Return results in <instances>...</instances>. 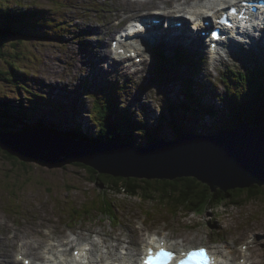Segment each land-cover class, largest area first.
Masks as SVG:
<instances>
[{
	"label": "rangeland",
	"instance_id": "374dc122",
	"mask_svg": "<svg viewBox=\"0 0 264 264\" xmlns=\"http://www.w3.org/2000/svg\"><path fill=\"white\" fill-rule=\"evenodd\" d=\"M163 1L164 3L169 2V0ZM189 1L191 0H176V2L171 0L172 4L168 5L172 6L178 2L185 4ZM7 3L12 7H16L12 8L15 10L30 7L39 9L40 13L34 12L28 14L30 19L27 23L33 24L42 36L47 34L48 38L41 41L27 40L19 43L12 38L0 40V68L13 71V74L11 73L9 76L16 78V80L10 81L0 76V104L2 101L9 99L13 112H15L18 98H23L28 107H36L35 110L30 111L29 115H23L26 117L24 121L26 123L31 121L34 124H38L35 121L40 120L44 122L43 124L47 129H49V124L45 122L46 119L56 123H66L69 126L78 120L75 115H79L84 124H86V131L95 135L98 126L90 116L93 108V99L83 85L84 81L88 82L90 76H84V69L80 66L81 60L85 59V62H87L84 56L87 57L88 55L87 58H90L91 50L86 48L81 49L82 47L77 45L81 43V38L76 35V29H82L85 34L88 33V29H95L96 33L101 34L98 36L91 35V38L95 39L92 42V46L94 47L98 44L99 47L102 46L104 49H96L93 53L94 55H101L104 51H110L109 39L114 35L116 29L119 28L116 23H111L114 14L110 13L111 10L109 9L116 8L118 10L131 11L136 5L140 7V3H122L124 4L122 5L118 0H91L89 3L90 7L86 5L87 1L85 0H8ZM164 3L161 0H157L150 3L149 6L143 7V9L153 6L158 7L164 5ZM91 7H97L98 14ZM118 15H122V13L119 12ZM99 17L104 20L103 26ZM88 23L92 26H98V28H87L84 24ZM99 26L102 27L100 28ZM56 37H59V39H55ZM70 42L72 43L71 47H69ZM93 60H97L98 62L97 65L96 62L91 61V65H93V68L95 67L94 74H96L99 67L101 68L103 64L101 63V59L93 57ZM11 63L15 64L16 67L18 66L19 71L11 68ZM181 68L187 70L186 72L183 71L184 75L192 73L193 76L182 77L179 74ZM53 70L54 74L52 73ZM87 71L92 73L93 70L88 69ZM168 72L167 77L166 75L164 77L156 76L154 80L147 83L137 77L139 84H135L132 87V91L120 93L121 95L115 98L114 104L119 114L123 112V108L127 114H132L135 118L146 121L148 128L157 138H160L162 135V137L167 139L171 138L174 134L169 127L168 118L163 112L164 107H167L171 103L176 104L178 99L180 100L182 97L186 98L184 86L189 78L198 77L200 79L205 77L204 73L197 75L195 68H191L189 64L184 65V62L178 63L172 70L168 69ZM94 74L92 78L95 79ZM111 75L116 78L115 74L111 73ZM42 76H45L43 78L44 82L52 81L48 83L52 87L51 91L48 88L39 86L37 80ZM20 79L27 89L35 92L36 96H33L29 91L24 92V90L20 89L19 84H17ZM55 81H61L59 86ZM174 82L176 84V91H173L171 88ZM141 85L145 87L141 88ZM58 87L61 88V91L55 90ZM52 93L54 96H50ZM201 93L197 92V94ZM215 93L223 95L225 94V90L222 86L217 85ZM139 94H141V97ZM166 95H169L170 98H167ZM53 98L59 101L50 102V100L53 101ZM34 99H38V101ZM203 100L207 104L209 102H216L215 97L210 92H207ZM260 100L264 102L263 97ZM216 107L221 108L224 113L227 110L223 99L221 106L216 102ZM45 111H52L54 114H46ZM159 115H161L160 120ZM176 115L174 116L175 118ZM218 115L222 116L220 113ZM40 116H42L41 118L44 121L41 120ZM184 118L183 124L179 121V124L175 123L173 125L174 130L183 128V125L189 130L197 129L198 124L204 126L208 123L214 128V133H221L223 132L221 130L226 127H233L236 123L235 118L232 116H228L221 126H218L217 122H214L212 119L200 121L199 119H195L191 114H188ZM4 124L21 128L13 118H8ZM24 127L25 124H23ZM201 132L207 133L205 131ZM135 139L139 145L146 140L143 134L135 135ZM1 149L0 206H3L0 208V233L3 232L4 227L16 231L17 228L14 224L20 220L23 221L21 224L24 225V229L29 227L25 223L26 221H35L33 223L34 232L31 233L33 235L30 234L32 237L30 235L29 239L26 235L25 237H20L22 239H20L17 248L13 249L9 247L4 251V254L8 256L5 257V264H22L19 262L21 260L17 259V256L22 254L30 256V254L25 253L23 245L31 243L32 238L40 239V241L34 242L36 244L48 241L47 237L51 234L61 237L65 234V232L60 233L63 226L66 225L65 222L71 223V221L73 224H76V228L70 230L83 232L85 236L91 233L89 232L91 230L93 231L91 233L93 235L90 234V240L98 239V233L108 237L112 241L114 240L113 236L117 235L116 241L118 245L126 240L127 242L129 240L130 242L133 241V237L129 239L125 234L132 235L131 231H134L136 232L135 235L139 236V250L143 239H147L154 232L167 233L171 237L180 238L179 241L184 240L188 245L203 244L204 240H227L228 245L236 249H238L239 244H243L246 241L243 237L251 232H258L253 235L264 236L263 233H260L264 232V206L260 199L254 200L241 208H223L222 205H219L217 208H213V210L207 208L204 213L198 214L180 211L174 205L172 206V212H170L166 208L168 203L165 201L154 205L153 203L139 202L137 199L127 197L124 194H118L112 196L113 204L116 211L122 213L125 223L120 221L118 225H113L109 218H105L99 214L98 211H101L100 207V210L97 207L98 211L94 207L101 199H95L97 189L89 181L88 174L85 170L81 169L80 165L73 164L74 162L71 161L57 165L31 162L28 167L22 165H14L13 167L10 162L15 159H8L6 151ZM17 155L19 156V154ZM28 160L30 162V159ZM4 184L13 188L14 192L18 194L17 200L23 202L20 214L7 210V205L11 206L16 201L10 194L11 190ZM107 199L110 200L109 197ZM102 207L107 208L108 205L102 203ZM37 213H42V216L36 217ZM44 213L53 215L47 216ZM75 213L80 214V217L75 218L73 216ZM101 218L104 219L101 220ZM91 225L96 226L95 231L94 228H91ZM48 228L52 231L51 234L46 233L48 232ZM105 232L110 235H105ZM39 233L41 236L38 235ZM67 236L68 234H65L62 237ZM142 236L143 238L141 239ZM207 243L209 242L207 241ZM216 245L219 247L225 246L223 244ZM258 245L256 252L259 264H264V247L261 243Z\"/></svg>",
	"mask_w": 264,
	"mask_h": 264
},
{
	"label": "clouds",
	"instance_id": "9594fccd",
	"mask_svg": "<svg viewBox=\"0 0 264 264\" xmlns=\"http://www.w3.org/2000/svg\"><path fill=\"white\" fill-rule=\"evenodd\" d=\"M8 0H1L0 1V12H2L1 14H3L5 17L6 16H10L11 14H16V13H21L24 15V17L26 18L25 21H23V25L21 26V37H18L16 35H13L10 31L9 32V38H12L14 41H17V43L19 42H23V41H27V40H36V41H41V40H45L48 38V35H46V37L42 36L41 33H39L37 31V28L33 25V24H29L27 23V21L30 19L29 18V13H34V12H39V9H35V8H24L22 10H15L12 8H16V7H12L10 6V4L7 3ZM84 1V0H81ZM87 1L86 5L88 7L89 3L91 2V0H85ZM105 1V0H104ZM174 2H176V0H172ZM124 1H121V4L124 3ZM199 2H203V0H199L196 2V5ZM171 1L164 3L165 6H167L165 8V10L162 9H157L158 7L153 6L151 8H147V9H143L141 10L139 13L135 14V15H131L127 21L125 23H123L117 30L116 34L112 35L109 39V48L111 49V51H108L107 53L104 51V53L102 55H94L93 52L96 51V49H103L102 46L99 47V45L97 44L96 46H92V42L95 41V39L91 38V35H101L100 33H96L94 30L95 29H88V33L85 34L83 30L81 29H76V35L79 36L81 38V43L77 44L79 46H83L86 49H90L91 50V56L89 58L90 61H93L94 63L96 62V64L98 65L97 60H93V57H95L96 59H101V63L108 67V68H116V70L119 71V74L124 78L123 82H119V83H113L110 80L100 77L101 79L96 80L94 78H92L93 76L90 75L88 82H83V85L86 88V91L88 92V94L91 95L92 99H93V108L90 112V116L93 118L94 122L97 124L98 126V130L96 131L95 135L94 134H90L86 131V124H84V122L82 121L81 117H79V115H75V117L78 119L77 121H75L74 123L70 124L69 126L66 123H56L50 120L46 119V123L49 124V130L47 131L48 133H52L56 132L57 134H61V135H71V136H80V137H87V138H91V139H95V140H103V141H108L109 139H103L100 138V136L102 134H105L103 132L100 133L101 129H107V127H103L100 125L99 121L96 120L95 118V113L97 112V109L99 107H102L103 110L106 111V113H108V124L111 123L112 126L116 127V128H120V132L124 133V135H129L130 132H132L130 134V139L132 141L126 140L124 137L121 136H116L113 138V140H119V141H126L128 143H130V145H134V147H148L151 144H153L154 142L158 141L161 139L157 138L155 135L152 134V131L148 128V123L140 118H135L132 114H128V118L123 114V112L121 114H119L118 112L116 114H114L113 116L110 114L111 112L109 111V108L111 107L108 103V96L105 93V91L103 90V88L107 91V93L109 94L110 98H111V102L115 103V98L120 96V93H122L123 91H132V87L135 84H139L138 83V79L137 77H139L140 79H142L145 83L154 80V78L156 76L158 77H164L166 75V77L168 76L169 72L168 69L172 70L173 68L176 67V64L173 63V56H174V50H178V51H182L184 53V55L186 56L185 59V64H189L191 68H196L197 66V61L195 60V57H192L191 53H185L183 50H180L178 48H166L165 43H166V38L161 34L159 36H155V35H148L145 36L144 34H142L139 30H138V25L137 22L141 23H147L149 25H152L155 22V17H158L159 14L165 15L167 18H159V19H164V20H173L174 21V25L175 27H177V31L178 29L180 31H183V33L186 36H191L193 31L196 29L195 27H193L191 24H189L187 21H185L183 19V15H185V10L187 9V7L184 8H178L177 4H174L172 6L168 5L170 4ZM181 3V2H180ZM172 4V3H171ZM124 5V4H122ZM198 6V5H197ZM94 12L96 14H98V8L97 7H91ZM147 11V13H146ZM213 11H211V16H213ZM192 18L196 20L195 18L197 17V13L196 11H190ZM156 13V14H155ZM140 14H145V15H140ZM176 15H180L179 17L175 18V19H171L172 17L176 16ZM196 16V17H195ZM170 18V19H169ZM209 17H205V19H208ZM100 21H102V26L104 24V20L102 18H100ZM204 19V16H203ZM182 20V21H180ZM3 22V21H2ZM81 25V24H80ZM87 28L88 27H96L98 28V26H92L88 24H84ZM79 26V25H78ZM102 26H99L100 28ZM99 30V29H97ZM1 32V31H0ZM187 32V33H185ZM191 33V34H189ZM38 35H41L42 37H39ZM11 36V37H10ZM138 36H141L145 39L146 42V48H145V53L143 52V45L141 43V40L137 39ZM194 36V35H193ZM197 35H195L194 38H191L192 40H194L196 38ZM0 37H2V34L0 33ZM8 37L3 38L8 39ZM27 37V38H26ZM55 39H59V37H56ZM1 40V38H0ZM3 41V40H1ZM176 46L177 44L174 43ZM192 44V43H191ZM191 44L188 43L187 45H189V50L191 47ZM16 45V43H15ZM72 46V43H69V47ZM107 46V44H106ZM107 48V47H106ZM104 50V49H103ZM192 52V51H191ZM188 54V55H187ZM177 61L178 59L175 58ZM222 59V58H219ZM129 60H132L133 63L128 62ZM179 62V61H178ZM80 66L82 67V69H84V72L87 71L88 69L93 70L92 74H94V68L93 65L89 64L88 62H85V59L80 61ZM10 67L18 70L19 71V67L17 68L15 64H10ZM140 68L142 72L138 71L137 68ZM93 68V69H92ZM1 69V68H0ZM212 69L215 71V75L213 78H210L208 76L205 75L204 78H200L198 79V77H191L186 81V85L184 86V93L186 96V101L180 103V108L176 111H173V108L175 106V104L171 103L169 104L167 107H164V114L165 116H167L168 118V124L170 129L173 131V136L169 139L164 138V140L166 141H171L174 139L179 138L180 136L184 135V134H198V135H215V134H219V133H214V128H212L210 126V124L206 123L204 126H200L199 124L197 125V129H186V127L183 125V128L174 130L173 129V125L175 124V122L173 121V119L171 118L172 114L176 115V119L178 121H180L183 124V120H185L184 117H186L188 114H191L195 119H199L200 121H202L203 119H212L214 122H217V120H220L222 116H224L225 114L228 115V112L230 113V116L235 118V125L231 128L234 129L237 126H239L242 123H248L250 126H254V127H258V126H263L264 125V120H250L249 118H246L244 115H242L241 119L237 118V115L239 114L241 108L243 107L244 103L249 102L250 100L245 99V98H241V96H232L229 95L228 96L225 94L223 95H217L215 93L216 91V87L217 85L222 86L224 88V90H226L231 84L236 85V80L237 78L241 79V83L243 84L245 81V72L246 70L239 68L238 66H233L230 65V63H227L225 61V65L224 66H218L215 64H212ZM78 70V68H77ZM183 70L184 68H181L179 71V74L182 77H188V76H193L192 73H186L187 75L183 74ZM8 71V70H7ZM9 73H7L6 75L9 76V74H13V71H8ZM15 73V72H14ZM52 73L54 74V70L52 71ZM202 74V73H200ZM256 76V72L254 71L253 73ZM236 75L237 77L234 78L233 76ZM250 75V73L248 74V76ZM3 78H5L6 80H8L6 78V76H1ZM11 77V76H9ZM45 76H42L40 78H38V83L39 86L42 88H48L49 91L52 90V87L48 85V83L52 82V81H48V82H44L43 78ZM74 77V76H73ZM197 78V80H196ZM16 80L15 77L12 76V81ZM90 80H92L90 82ZM11 81V80H10ZM256 81H258L259 85L260 83L264 82V73L260 72L259 74V79H257ZM57 82V81H55ZM58 86L60 82H57ZM240 83V84H241ZM20 89L24 90V92L29 91L30 93H32L33 96H36L34 91H31L29 89H27L26 85L21 81H19ZM103 84V85H102ZM255 90H259L260 92L264 93V86L263 87H258L257 85ZM145 86L141 85V88H144ZM172 90L176 91V84L175 82L172 85ZM250 88L253 90V86H250ZM55 90H60L61 88L58 87ZM197 92H202L201 94H197ZM207 92L212 93V95L215 97V100L217 102V104H219L220 101H222V99L227 103L226 104V112L224 113L223 110L221 108H217L216 107V102H209L208 104L204 102V96L207 94ZM103 95L105 96L106 99L103 98ZM50 96H54V94L52 93ZM49 96V97H50ZM96 96L99 97V101L96 100ZM139 96L141 97V94H139ZM167 98H170L169 95H166ZM37 100L38 99H34ZM260 100V99H259ZM12 107L11 105V101L9 99H6L5 101H2L1 104L3 102H6ZM59 101V100H57ZM0 104V105H1ZM182 104L187 105V108H184L182 106ZM17 106L20 110H22L25 114L29 115L30 111L35 110L36 107H28L26 104V101L22 98H18L17 101ZM152 106V105H151ZM153 107V106H152ZM113 108V107H112ZM116 109V107H114ZM166 108V109H165ZM28 110V111H27ZM79 110V109H78ZM167 110V111H166ZM46 114L48 113H52L54 114V112H50V111H45ZM167 113V115H166ZM218 113H220L222 116H219ZM127 114V113H126ZM0 117H3L2 119L0 118V122L4 123L6 122V120L8 118H13L14 121H16V123H18V125L22 128V129H27V130H35V127L32 128L30 126V123L33 124V122L29 121L28 123H26L24 120L26 117H24L22 114H20L17 111V114H14L13 109H12V114L9 116H2L1 112H0ZM42 116H40L41 118ZM39 119V118H38ZM161 119V115H159V120ZM217 119V120H216ZM42 121H44V119L41 118ZM105 125L107 122H104ZM23 124H25V127L23 128ZM122 125V126H120ZM128 126L129 129H126L125 127ZM142 126H145L144 128L147 130H149V132L147 131L144 132L142 131ZM63 128V129H62ZM228 127H226L227 129ZM67 129V130H65ZM229 129V130H231ZM177 131V134L175 135ZM201 131H205L207 133H202ZM225 132V131H223ZM222 133V132H221ZM100 134V135H99ZM138 134H143L145 136V142L142 143L141 145L137 144V140L135 139V135ZM152 134L153 136V140L151 141V137L150 135ZM1 149V147H0ZM4 150V149H1ZM6 151V150H5ZM6 156L8 159H13V156H17V154H10L9 152L6 151ZM12 162H10L12 164V166H19L22 165L20 162H18L17 160H11ZM22 161V160H21ZM9 162V161H8ZM23 162V161H22ZM24 166V165H22ZM83 170H85V172L87 174L91 173L89 172L87 169L81 168ZM89 175H87L88 177ZM191 179H194L196 182L201 183L203 185H206L200 181H198L195 178L190 177ZM180 179V178H179ZM183 179H189V177H185ZM178 180V179H177ZM168 181V180H167ZM95 188L97 189V195L95 199L98 198H103L102 200H100L99 203H97L96 205H102V203H106L108 205L107 208H101V215L104 216L105 218H109L112 221L113 225H118L121 222L125 223L122 220L117 219V216L119 214H121V212H117L114 204H113V200H108L105 196H104V192H100L103 190H100V186L96 183H94L93 181H90ZM207 186V185H206ZM208 187V186H207ZM209 188V187H208ZM210 190V189H209ZM219 191V190H218ZM213 193V192H212ZM216 193V192H214ZM131 198V197H130ZM133 199H137L139 202H141L142 200L138 199V198H133ZM215 199V198H214ZM259 198H255L253 200H256ZM162 200H160L159 198H155L153 200L154 205H157L161 202ZM143 202V201H142ZM167 202V209L172 212V206H176L180 211L186 212L187 211L183 210L180 208L179 205L175 204V203H169V201H165ZM145 203V202H144ZM199 207L196 208V210L194 211L195 213L198 214H202L204 213V211L209 208L210 210H213V208H217V206H219L218 204H213L212 202H207L204 201L202 203H199ZM223 208H229L227 206L222 205ZM231 207H237L240 208L239 205H233ZM73 208V207H72ZM112 209V213L108 214V210ZM219 212V211H218ZM217 213V210H216ZM75 216L80 217V214L75 213ZM83 218V217H82ZM91 218V217H90ZM89 218V219H90ZM104 219V218H103ZM137 219V218H136ZM135 219V220H136ZM118 220V222H116ZM5 221V220H4ZM6 222V221H5ZM7 223V222H6ZM66 223V222H65ZM76 224H70V228H76L75 226ZM91 228H94L96 226L91 225ZM80 227V226H78ZM132 235H128V238L130 239L131 236H136V232L131 231ZM81 233V232H76ZM156 233V232H154ZM258 233V232H255ZM255 233H251L248 236H244L243 238H245V242L243 244H245L246 246H248V252L246 253L245 256L243 257L241 255V252L239 250V246L243 245V244H239L238 245V249L236 248H231L230 245H228V241L227 240H207L209 243L206 244L207 241L204 240L203 244H198V246H192V250L193 252H197V249H204L208 252H214L213 246L219 247L216 244H223L225 245L224 247H219L221 249H228L227 247H230V249L232 250H236V252H233L231 254V259L233 260V262H228L225 261L221 258V255H218L217 253L214 252L213 255L208 256V258H216V262L215 264H252L253 260L256 259L258 260V256H257V252H256V247H258L261 243V245H263L264 247V240L262 241V239L260 238H264L262 235V237L258 238V236L260 235H253ZM263 233L264 232H260ZM158 234V233H157ZM84 234H82L83 236ZM159 235V234H158ZM157 235V236H158ZM154 236V235H151ZM154 236L153 239L155 240H159L160 238ZM160 236V235H159ZM161 237V236H160ZM137 239V245H135L134 247H138L140 244V240H139V236H136ZM169 240V239H167ZM166 240V242H168ZM147 241V240H145ZM152 241V239L150 240ZM211 241V243H210ZM113 242V241H112ZM130 240L127 242L123 241L120 246H118V248H121L123 245L125 244H129ZM170 243V242H168ZM144 242L141 243V247L143 246ZM197 245V244H196ZM125 248H121V251L126 252L127 254V245H125ZM117 248V249H118ZM148 250L151 249V246L148 245L146 247ZM196 248V249H195ZM230 249L225 250V254L230 253ZM148 250H143L140 248V252L141 255H137L138 257V263L137 264H142L144 262V260L147 258V256L149 255V251ZM106 252V251H105ZM252 253H256L254 258L248 259L249 255H252ZM111 259L114 258L110 257ZM117 264H129L127 258L124 261L118 262ZM200 264H203V260L200 262ZM259 264V262H258Z\"/></svg>",
	"mask_w": 264,
	"mask_h": 264
},
{
	"label": "water",
	"instance_id": "95a60500",
	"mask_svg": "<svg viewBox=\"0 0 264 264\" xmlns=\"http://www.w3.org/2000/svg\"><path fill=\"white\" fill-rule=\"evenodd\" d=\"M0 147L19 154L13 159L27 167L31 162L71 161L113 177L168 181L192 177L213 193H227V199L241 197L240 208L255 197L264 206V125L242 123L219 134H184L171 141L161 135L148 147H134L126 141L41 133L0 122ZM175 204L188 213L195 211L187 210V203Z\"/></svg>",
	"mask_w": 264,
	"mask_h": 264
},
{
	"label": "bare ground",
	"instance_id": "6f19581e",
	"mask_svg": "<svg viewBox=\"0 0 264 264\" xmlns=\"http://www.w3.org/2000/svg\"><path fill=\"white\" fill-rule=\"evenodd\" d=\"M118 1L121 2V1H124V0H118ZM155 1H157V0H125V2H124L125 4L126 3H132V4H138V3H140V7H138L136 5V7L133 8V9H131V11H127V10H124V9L118 10L116 8L109 9V10H111L110 13L114 14V18L111 21V23H116V25L118 27H120L122 25L123 21L125 23L127 21V19L131 15H135V14L139 13L141 10H143V7H147V6H149L150 3L155 2ZM169 1H171V0H169ZM197 1H199V0H191L188 3H185V4H182V3H179L178 2L177 3V6H178V8L187 7V9L185 10V15L184 16L186 18H192V15H191V12L190 11H197V10H199V8L196 5V3H194V2H197ZM161 2L164 3L163 0H161ZM166 7L167 6H165V5H160V6H158L157 9L160 8L162 10H165ZM119 12H121L122 15H118ZM124 13H126V14H124ZM146 13H147V11H146ZM180 21H182V20H180ZM176 29H177V27H175L173 20H164V19H157V20H155V22L152 25H149L147 23H141V24L138 25V30L142 34H144L145 36H148L150 34L151 35H155V36H159V35L162 34L166 38V43H165L166 48H169V49L170 48H178L180 50H183L185 53H192L191 50L188 49L189 48V45H187L190 36L188 35L187 32H185V33H187L188 37L183 33V31H180L179 29L177 31ZM117 30H118V28L116 29V31H115L114 34H116ZM189 34H191V33H189ZM46 35L47 34H44V37H46ZM137 39L141 40V43L143 45V52L145 53V48H146L145 39L143 37H141V36H138ZM80 42H81V40H80ZM174 43H176L177 46ZM81 47H82L81 49H85L83 46H81ZM109 50L111 51V49H109ZM107 52L108 51H106V53ZM259 52L262 54L261 50H259ZM81 55H83V54H81ZM87 57H88V55H87ZM87 57L84 56V58H86V61L89 64H91V61ZM263 58H264V54H263ZM128 62L133 63L132 60H129ZM103 66L104 65H102V67ZM261 66H262V70H263V73H264V63H262ZM101 68L99 67L98 72L96 74H94L95 75L94 77H95L96 80H99V79H101L100 77H103V78H106V79L110 80L113 83H119V82H123L124 81V78L119 74V71L118 70L112 69V68H108L106 66H104L102 69ZM136 68H137L138 71L142 72L140 68H138V67H136ZM183 71L186 72L187 70L184 68ZM111 73L115 74L116 78L114 76H112ZM86 75L90 76V75H93V74L90 73V72H88V71L87 72L85 71L84 76H86ZM103 90L105 91V93L107 94L108 98L110 99L109 102H108L109 105L111 107H115L114 103L111 102L112 100H111L109 94L107 93V91L104 88H103ZM183 99L186 100L185 98L182 97V99H180V100L178 99V101L176 103H179V101H182ZM55 101H57L55 98H53V101L50 100V102H53V103ZM17 111L19 113L21 112V110L18 108V106H17L14 114H16ZM78 111L80 112V110H78ZM35 122H38V124L40 125L39 126L38 124H34L33 123L34 126L39 127V129H36L35 128V131L41 132V133H48L47 131L49 129H47L44 126V124H43L44 122H41L40 120H37ZM10 194L14 197V199H15L16 202H15V204H13L11 206L10 205H7V210L8 211H11L10 210V207H14V205H17L18 204L17 197H15L12 193H10ZM2 206H0V208ZM15 209H16V207H15ZM12 212H15V211L13 210ZM44 214H46L47 216L53 215V214H50V213H44ZM37 216H40L41 217L42 216V213H37L36 214V217ZM73 216L75 218H77V216H75V215H73ZM32 217L34 218L33 215H32ZM117 219L122 220V221H125V219L123 218L122 213L117 216ZM101 220H103V218ZM22 222L23 221L20 220V221H18V222H16L14 224L16 226V228H17L16 231L4 227L3 228V232L0 233V264H5L4 263L5 257H8V256L4 254V251L7 248H9V247L10 248H13V249L17 248L18 247V244L20 242V239H22L20 237H25V235H26L27 238L29 239V235L34 232L33 231V227H34V224L33 223L35 221H31V222L30 221H26L25 223L29 226L27 229H24V225L21 224ZM71 223L73 224L72 221H71ZM170 228H171V226H170ZM89 232L92 233L93 231L89 230ZM51 233H52V231L49 232V234H51ZM91 233L86 234V236L85 235L82 236L83 232L78 233L75 236H71L70 235L69 236L70 243H66V242H63L62 243L61 242V239H59V240L58 239H55L54 242H50V243H48V241H46V242L43 241V242H38V243L34 244L35 241H40V239H35L34 240L32 238L33 240H31V243L26 244V245H23L22 247H23V249H24V251H25L26 254H30V256L33 257L32 259H33V263L34 264H39V262H37V261H40L41 258H46L47 257L42 251H40L41 246H46V248L48 249L47 252L48 253H52L55 256L53 258V260H55L54 262L57 264V259L59 257H62V255H64V254H66V255L68 254V249H69L70 244L72 245V249H73L74 246H77V244H78L77 242H79V241L80 242L87 241L86 242L87 244H93L92 252L86 253V254H87V257H89L91 255L93 257H96L97 261H99L101 258L102 259H106V258L113 257L115 264H117L118 262L121 263V261H124L126 258H127L128 262H129V264H137L138 263V257H137V255L140 256L142 252H140L139 246L138 247H134L135 245H137L136 236L133 235V236L130 237V238L133 237V241L129 242V244L127 245V248H126L127 249V254H126V252L121 251V248L123 249V248L126 247L125 245H123L121 248H118V246H120V245H118V243L116 241L117 235L113 236L114 240H113V242H111L112 240H110L108 237H106V236H104V235H102L100 233H98V236H99V239L98 240H90V238H91L90 234ZM251 233H255V232H251ZM158 234L157 233H152L151 235H154V236H157L158 235L157 237H159L160 239H165V240L169 239L167 241L168 242H171L170 241L171 236L169 234L163 233V232H161V233L158 232ZM31 235H33V234H31ZM31 235H30V237H32ZM38 235L41 236L40 233ZM91 235H93V234H91ZM105 235L109 236L110 234L108 235V233L105 232ZM125 235L128 237L127 234H125ZM151 235H149L148 240L150 239ZM248 235H246V236H248ZM142 238H143V236L141 237V239ZM261 239L263 241L264 238H261ZM142 242H145V239H143ZM59 246H65L66 247V250L63 251V252H60L58 250V247ZM191 246H198V245L192 244ZM191 246H188V247H191ZM227 248L230 249V247H227ZM213 249H214V252L215 253H217L218 255H221V258L223 260L228 261V262H233V260L231 259V254L233 252H236V250L230 249V253L225 254L224 251L225 250H228V249H221V248L216 247V246H213ZM83 252H85V250ZM255 255H256V253H252V255H249L248 259L254 258ZM258 262H259V260H257V257H256V259L253 260L252 264H258ZM22 264H23V261H22Z\"/></svg>",
	"mask_w": 264,
	"mask_h": 264
},
{
	"label": "trees",
	"instance_id": "16d2710c",
	"mask_svg": "<svg viewBox=\"0 0 264 264\" xmlns=\"http://www.w3.org/2000/svg\"><path fill=\"white\" fill-rule=\"evenodd\" d=\"M1 1V0H0ZM0 12V33L2 34L1 40H4L3 38L8 37L10 34L8 31H10L13 35H16L18 37H21V26L23 25V21H25V17L21 13L11 14L10 16H4ZM3 21V22H2ZM11 37V36H10ZM9 38V37H8ZM27 38V37H26ZM9 73L6 69L1 68L0 69V76H6L8 80H12V77L7 76L6 74ZM103 98L105 96L103 95ZM96 100L99 101V97L96 96ZM108 98V102H109ZM186 100L179 101V103H176L173 111H176L180 108V103L185 102ZM9 101L3 102L0 105V112L2 116H9L12 114V107L8 104ZM184 108H187V105L182 104ZM109 111H112V107L109 108ZM123 114L128 118V114L125 110H123ZM20 114H25L22 110ZM242 115H244L246 118H249L250 120H264V103L261 102L258 98H254L250 100L247 103L243 104V107L241 108L239 114L237 115L238 119H241ZM175 115L172 114L171 118L173 121L177 124H179V121L174 117ZM1 119L3 117H0ZM96 120L99 121L100 125L103 127H107V129H101L100 133L103 132L105 134H102L100 138L103 139H109L113 140V138L116 136L124 137L126 140L132 141L129 137L132 132L129 133V135H124V133L120 132V128H116L111 125V123L108 124L107 119L108 113H106L105 110H103L102 107H99L97 109V112L95 113ZM104 122H107L106 125ZM32 128L39 129V127L34 126L33 124H30ZM40 126V125H39ZM122 126V125H120ZM145 126H142L144 128ZM126 129H129L128 126L125 127ZM142 131L149 132V130L146 131V129H142ZM100 135V134H99ZM151 141L154 139L152 134L150 135ZM26 166L25 164H23ZM91 173L88 175L89 181H93L97 184L96 180L98 178V185L101 187L100 192H104L106 196L109 194H124L127 197L131 198H138L142 200L145 203H151L153 200L157 198H168V200L163 199L162 201H169V203H187V210L188 207L192 208L193 210H196L200 205L199 203H202L204 201L212 202L213 204L218 205H224L227 207H231L233 205L241 204V197H234L231 199L228 198V194L221 192L220 190L216 193H212L209 188L206 185H203L201 183L196 182L194 179H183L180 178L176 181H167V180H145V179H137V178H123V177H113L108 174H99L95 170L89 169ZM5 185V184H4ZM7 186L15 197H18V194L15 193L13 188H10V186ZM215 198V199H214ZM257 198V197H255ZM255 198H251L250 200H253ZM23 206V202L18 201L17 205H14V207H10L11 211H15V213L21 212V207ZM16 207V209H15ZM112 213V209L110 208L108 210V214ZM72 224V223H71Z\"/></svg>",
	"mask_w": 264,
	"mask_h": 264
},
{
	"label": "snow or ice",
	"instance_id": "6c2138e0",
	"mask_svg": "<svg viewBox=\"0 0 264 264\" xmlns=\"http://www.w3.org/2000/svg\"><path fill=\"white\" fill-rule=\"evenodd\" d=\"M148 251H149V256H148V258H146L144 260V264H152L153 260H155L157 258V257H155L152 254V250L151 249H149ZM77 255H79V253H77ZM160 255L161 256H166L168 258V260L172 259V253L167 252V251H165L163 249H161ZM189 255L190 256H197L198 255V256L203 258V264H212L210 258H208V256H207L206 250H204V249H199L197 252L190 253ZM181 264H188V262L187 261H181Z\"/></svg>",
	"mask_w": 264,
	"mask_h": 264
}]
</instances>
